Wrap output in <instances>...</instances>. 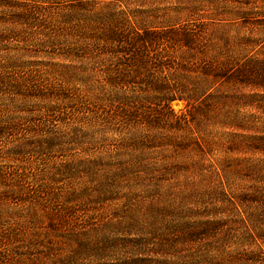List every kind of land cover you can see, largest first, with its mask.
<instances>
[{
  "label": "rangeland",
  "instance_id": "rangeland-1",
  "mask_svg": "<svg viewBox=\"0 0 264 264\" xmlns=\"http://www.w3.org/2000/svg\"><path fill=\"white\" fill-rule=\"evenodd\" d=\"M0 264H264V0H0Z\"/></svg>",
  "mask_w": 264,
  "mask_h": 264
}]
</instances>
